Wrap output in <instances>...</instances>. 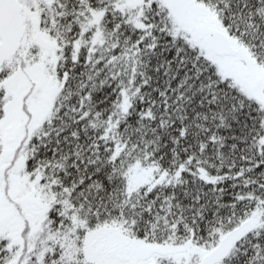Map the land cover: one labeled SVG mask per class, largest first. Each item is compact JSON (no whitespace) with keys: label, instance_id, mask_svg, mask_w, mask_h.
<instances>
[{"label":"snow or ice","instance_id":"snow-or-ice-1","mask_svg":"<svg viewBox=\"0 0 264 264\" xmlns=\"http://www.w3.org/2000/svg\"><path fill=\"white\" fill-rule=\"evenodd\" d=\"M0 264H264V0H0Z\"/></svg>","mask_w":264,"mask_h":264}]
</instances>
